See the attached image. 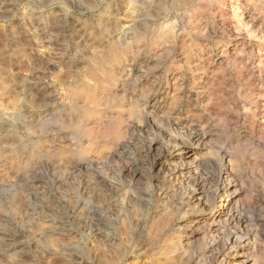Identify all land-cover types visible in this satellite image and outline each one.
<instances>
[{
	"label": "rangeland",
	"instance_id": "rangeland-1",
	"mask_svg": "<svg viewBox=\"0 0 264 264\" xmlns=\"http://www.w3.org/2000/svg\"><path fill=\"white\" fill-rule=\"evenodd\" d=\"M0 264H264V0H0Z\"/></svg>",
	"mask_w": 264,
	"mask_h": 264
},
{
	"label": "bare ground",
	"instance_id": "bare-ground-1",
	"mask_svg": "<svg viewBox=\"0 0 264 264\" xmlns=\"http://www.w3.org/2000/svg\"><path fill=\"white\" fill-rule=\"evenodd\" d=\"M234 193V192H233Z\"/></svg>",
	"mask_w": 264,
	"mask_h": 264
}]
</instances>
